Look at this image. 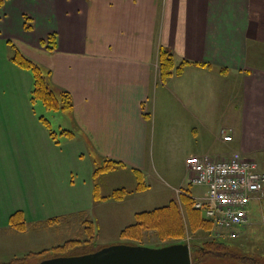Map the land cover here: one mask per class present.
I'll return each instance as SVG.
<instances>
[{"label":"crops","instance_id":"crops-1","mask_svg":"<svg viewBox=\"0 0 264 264\" xmlns=\"http://www.w3.org/2000/svg\"><path fill=\"white\" fill-rule=\"evenodd\" d=\"M160 48L174 62L165 77ZM16 51L37 64L55 94L68 96V108L49 112L31 99L33 76L12 60ZM232 154L264 172V0H3L0 233L90 213L95 157L119 162L113 188L139 171L147 189L161 181L196 199L202 195L184 188L186 158ZM75 156L87 161L76 195ZM176 195L169 200L182 203ZM131 204L119 217L135 214ZM17 210L25 231L9 224Z\"/></svg>","mask_w":264,"mask_h":264},{"label":"rangeland","instance_id":"rangeland-1","mask_svg":"<svg viewBox=\"0 0 264 264\" xmlns=\"http://www.w3.org/2000/svg\"><path fill=\"white\" fill-rule=\"evenodd\" d=\"M168 67L169 66L166 68ZM43 75L48 83L46 75L44 73ZM56 98H53V100L57 102V109L55 110H65L66 104L63 103L65 99L59 95ZM39 101L43 107H45L46 111H55L45 106L41 100ZM50 103H52V101ZM62 133L64 135L70 133L69 135H71L72 132L71 130L64 129ZM61 138H64V136ZM62 148V153L66 155L67 147ZM60 149L61 148H59V150ZM86 162L85 159L80 160L75 156V195L82 186V178L86 173ZM94 163L95 165L91 171V176L93 175L95 180V189L92 192L93 201L96 202L94 209H89L90 213L80 211L66 217L53 216V218L56 219L55 222H50L47 225H42L41 222L39 227L29 230V232L24 234L17 232L9 234L0 233V257L12 256L14 251H19L20 254L18 256H22L29 251L30 254H25L23 260L19 261L22 257H17L18 259L13 260L11 264H37L44 258L93 252L102 247L118 243H137L145 246L160 247L171 243L185 242L188 243L189 246L192 244L193 246H205V248H207V242L213 239H220L223 241L226 240L232 244L230 249V254L232 256L220 257L205 255L206 257H201L200 264H252L254 258L264 261V222L262 221L260 207L255 201L250 205L252 207V212L250 213L251 215H249L250 217L247 223L244 224L243 229L241 231L239 230L237 237L229 238L221 234L219 235L218 232L213 229V226L206 227L202 225L200 221L198 222L195 220L199 225L198 227L191 228L189 222H187V215L184 213L185 209L183 208L185 207L183 206L185 204L183 195H189L184 192L182 194L180 188L177 192L181 195L182 203L175 199L169 200V195L170 197L176 198L177 192L175 193L174 188L161 181L156 182L153 180L152 189H147L148 184H146L144 176L143 182L146 187L143 186L144 183L140 185L135 177L132 183L128 182L122 186L113 188L108 185V180L110 176L113 177V174L119 176V169H116L118 165L113 166V164L110 163L105 164L103 159L97 157L94 158ZM169 179L171 181L170 177ZM184 188L191 190L195 196H204V194H206L205 185H190L189 182H187L184 184ZM119 189L122 191H119ZM132 201L137 203L131 208L135 210V214L142 211L162 208L170 201H175L183 222L184 229L182 234L178 236H175L173 233L165 234V232L161 230L163 227L161 225L162 227L160 229H153L151 227L141 228L139 237L138 234L135 236H133L134 234H129V231L126 235H121L123 229H127L129 225L136 223L135 214L132 215L128 221L124 220L127 215L119 217L122 212L126 214L129 207L132 206ZM85 202L86 199L81 198L79 206L87 207V203L83 204ZM117 202L120 204L117 205ZM122 202L124 203L121 205ZM101 204H104V206ZM262 208H264V206ZM162 218L163 215L161 214V219ZM119 225L122 227L120 230Z\"/></svg>","mask_w":264,"mask_h":264},{"label":"built area","instance_id":"built-area-1","mask_svg":"<svg viewBox=\"0 0 264 264\" xmlns=\"http://www.w3.org/2000/svg\"><path fill=\"white\" fill-rule=\"evenodd\" d=\"M224 134V140H231ZM190 185H205L206 194L194 199L193 206L212 222L213 229L229 238L249 219L250 204L255 201L264 222V172L256 162L237 154L224 159L191 155L185 160Z\"/></svg>","mask_w":264,"mask_h":264},{"label":"trees","instance_id":"trees-1","mask_svg":"<svg viewBox=\"0 0 264 264\" xmlns=\"http://www.w3.org/2000/svg\"><path fill=\"white\" fill-rule=\"evenodd\" d=\"M3 0H0V5L2 4ZM25 27H29V25H25ZM52 36H49L48 39H51ZM164 57V58H163ZM12 60L19 66L26 68L31 71L33 76V90H32V96L31 99H39L42 101V103L45 104L50 109H57V102L53 100L56 97H58L57 94H55L48 86L45 77L43 75V72L41 69L35 64L33 61L29 60L27 57L16 51L13 56ZM166 62H165V61ZM186 63V60H183L182 64ZM159 64H160V73L162 77L167 76L171 73V70L173 69V58L170 52L167 49L160 48L159 53ZM163 64V68H162ZM165 64V66H164ZM179 65V66H180ZM169 66L168 68H166ZM177 68H180V67ZM178 71V69L176 70ZM60 97L64 98L65 100L63 103L66 104V108L69 107V99L66 94H59ZM48 97V98H47ZM57 99V98H56ZM52 101V103H50ZM44 123L47 127H49L48 121H46L44 118H42ZM50 128V127H49ZM50 135L53 136L54 132L50 129L49 130ZM64 133V132H63ZM105 164H113L118 165L119 162H113L109 159H104ZM135 177L137 182L140 185H143V174L139 171H135ZM145 186V183L143 185ZM95 189V187H94ZM121 189H119L120 191ZM122 191V190H121ZM116 192V191H115ZM184 197V206L187 213V222H189V225L191 228L198 227L199 224H197L196 221H200L202 225H205L206 227L213 226L212 222L209 219H206L205 217H202V211L200 209H197L193 206L194 200L190 198L187 195H183ZM161 214L163 215V218L161 219ZM136 216V223H133L127 227V229H123L121 231V235H126L129 231V234L135 236L140 233L141 228H153V229H160L165 232V234H175V236L181 235L183 232V222L180 217L179 208L176 205L175 201H170L167 205L164 207L157 208L155 210L151 211H142L135 214ZM155 220V221H154ZM196 220V221H195ZM55 218H50L45 220L43 224L47 225L50 222H55ZM161 224H159V223ZM9 224L12 228L18 231H23L27 228V223L23 218V214L21 211H14L9 216ZM159 225V226H158ZM162 225V226H161ZM157 231V230H156ZM137 237V238H138ZM130 244H137V243H130ZM207 248L205 246H193L190 245V254H191V261L192 264H200L201 257L205 255H214V256H220V257H230L232 256L230 254V249L232 244L226 240H220V239H213L210 240V242L206 243ZM30 254V252L26 253ZM262 255V254H261ZM22 257V258H21ZM19 258V261L24 259V256H21ZM206 257V256H205ZM18 258H12L8 262L0 263V264H11L13 263V260H16ZM252 264H264V261H260L258 258H254L252 260Z\"/></svg>","mask_w":264,"mask_h":264},{"label":"water","instance_id":"water-1","mask_svg":"<svg viewBox=\"0 0 264 264\" xmlns=\"http://www.w3.org/2000/svg\"><path fill=\"white\" fill-rule=\"evenodd\" d=\"M37 264H192L188 243L160 247L118 243L93 252L44 258Z\"/></svg>","mask_w":264,"mask_h":264}]
</instances>
